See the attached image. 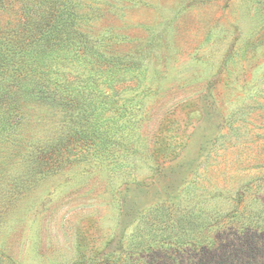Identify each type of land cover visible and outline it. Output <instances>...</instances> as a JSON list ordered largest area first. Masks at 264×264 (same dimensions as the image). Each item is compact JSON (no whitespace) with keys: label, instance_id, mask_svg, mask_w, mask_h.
Instances as JSON below:
<instances>
[{"label":"rangeland","instance_id":"rangeland-1","mask_svg":"<svg viewBox=\"0 0 264 264\" xmlns=\"http://www.w3.org/2000/svg\"><path fill=\"white\" fill-rule=\"evenodd\" d=\"M93 10L104 16L87 26L92 33L124 35L122 48L148 64L118 100L141 99L126 130L164 154L147 153L135 169L75 159L28 187L5 203L0 264H72L107 250L130 230L123 197L146 209L166 196L183 205L200 196L230 211L240 185L264 179V0H94ZM10 178L1 175L0 195Z\"/></svg>","mask_w":264,"mask_h":264},{"label":"trees","instance_id":"trees-1","mask_svg":"<svg viewBox=\"0 0 264 264\" xmlns=\"http://www.w3.org/2000/svg\"><path fill=\"white\" fill-rule=\"evenodd\" d=\"M93 1L0 0V178L11 173L0 224L5 203L75 159L107 158L113 168L135 169L147 153L154 160L164 154L126 130L123 121L141 99L120 102V87L144 79L148 64L136 49L122 48L124 35L88 29L104 16ZM14 161L22 166L17 173ZM233 198L239 205L229 211L203 206L209 199L200 196L184 205L166 196L146 209L123 197L130 230L72 264H264V179L240 185Z\"/></svg>","mask_w":264,"mask_h":264}]
</instances>
